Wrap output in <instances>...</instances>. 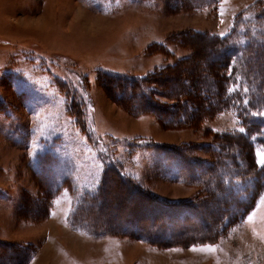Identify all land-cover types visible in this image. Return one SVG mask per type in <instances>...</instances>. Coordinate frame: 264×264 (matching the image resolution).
Here are the masks:
<instances>
[{
    "label": "rangeland",
    "instance_id": "rangeland-1",
    "mask_svg": "<svg viewBox=\"0 0 264 264\" xmlns=\"http://www.w3.org/2000/svg\"><path fill=\"white\" fill-rule=\"evenodd\" d=\"M262 7L264 0H0V262L22 258L18 250L31 245L28 264H264V195L250 216L204 246L161 248L124 234L94 238L71 222L113 159L153 197L147 202L196 205L210 222L220 197L190 185L178 157L208 179L217 168L204 174L203 166L221 167L212 161L222 150L216 140L241 132L236 114L221 113L201 127H167L153 113L135 116L120 107L101 76L145 77L185 58L167 71L181 76L194 45L209 49L208 36L226 39L245 12ZM175 80L168 89L181 85ZM155 99L164 111L176 105L171 93ZM73 100L94 128L95 146L67 113ZM41 202L49 204L47 214H37ZM122 206L128 211L117 200L107 203L101 222L133 229L128 212L141 210L134 200ZM164 219L163 230L151 232L158 239L173 229L175 219Z\"/></svg>",
    "mask_w": 264,
    "mask_h": 264
},
{
    "label": "trees",
    "instance_id": "trees-1",
    "mask_svg": "<svg viewBox=\"0 0 264 264\" xmlns=\"http://www.w3.org/2000/svg\"><path fill=\"white\" fill-rule=\"evenodd\" d=\"M194 8L200 7L196 4ZM246 13L247 19L237 20L234 32L226 39L220 40L208 36V40L204 43L211 47L207 50L194 45L195 54L185 65L187 67L181 76L169 74L167 71L183 63L185 58L145 77L130 78L107 74L101 76L106 91L110 95H115L113 99L120 107L128 109L135 116L153 113L167 127H201L204 122L221 113L236 114L245 131L229 132L219 136L216 143L221 140L219 148L222 150L218 149L213 153L212 161L221 164V167H214L211 164L201 166L206 171L204 174L210 172V169L217 168L210 172L208 179L198 178L195 173L197 167L192 166L193 168L190 169L191 162H185L176 155L183 167L181 169L186 174L184 179L187 178L190 185L203 187L202 189L209 191L207 195L210 198L220 197L219 202L215 201L220 206L217 205L215 215L211 214L213 217L210 222L200 217L196 205L185 203L170 207L160 201H154L153 204L147 202L148 197H153L133 179L128 178L121 166L113 159L111 166L105 165L107 171L103 174L97 193L73 212L71 222L74 229L83 230L94 238L119 237L120 234H124L129 238L161 248L192 243L204 246L218 240L221 234L245 220L256 210L264 195V169L259 166L258 157L255 155L256 148L264 150V135L260 134L264 131V116L252 115V113L264 111V7L258 10L250 9ZM241 40L245 43H241ZM200 49L205 50V53H200ZM207 60L210 63H207ZM191 61L193 63H190ZM175 79L181 81V85L168 89V85H175ZM157 86L165 90H159ZM244 89H247V92ZM62 91L64 92L63 88ZM70 93L69 89L65 92L67 99L71 97ZM167 93H171L176 105H169L168 110L164 111L160 107L166 104L155 98L167 96ZM245 100L247 103H244ZM67 113L76 120V126L86 136L87 141L95 146L94 128H90L81 120L83 110L76 105L75 100L68 105ZM251 136H255L256 139L253 141L250 139ZM222 152L226 155L222 156ZM111 176L119 179H114L109 184L107 179ZM111 193H115V196L107 201ZM134 196L137 198H133ZM97 199L100 200L99 207L90 204ZM113 200H117L118 205L121 204L120 210L127 211L128 209L122 206L124 200L131 202L134 200L137 203L141 211L136 212L134 208L128 212L132 218L136 217L133 229L126 231L114 227L113 229L109 227L112 222H109V225L105 219L103 221L106 222H101L99 214L106 210L105 205L108 203L109 207V202ZM201 202L208 205V199H203ZM41 204V210L35 209L38 211L37 214L42 215L41 212L45 211L47 214L49 204L46 205L45 202ZM146 210L148 220L146 215L143 217V212ZM167 215L170 219H175L174 217L177 219L170 225L173 227L170 237L158 239L156 233L151 232L155 229L160 230L167 223L164 219ZM20 249L18 254L23 255L22 258L17 259L13 254L11 258L17 260L11 261L10 256H5V263L1 261L0 264H28L33 258L32 246Z\"/></svg>",
    "mask_w": 264,
    "mask_h": 264
},
{
    "label": "snow or ice",
    "instance_id": "snow-or-ice-1",
    "mask_svg": "<svg viewBox=\"0 0 264 264\" xmlns=\"http://www.w3.org/2000/svg\"><path fill=\"white\" fill-rule=\"evenodd\" d=\"M231 91V89H230ZM245 92H247V89H244ZM244 103H247V100L244 101ZM252 115H260V116H264V111H258L257 113H252ZM240 131L241 132H244L245 129L243 127L240 128ZM261 135H264V131H262L260 133ZM250 139H252L253 141L256 139L255 136H251ZM255 155L256 156H259V161H258V164L259 166L264 169V152H261L260 148H256L255 149ZM246 190V189H245ZM264 202V201H262Z\"/></svg>",
    "mask_w": 264,
    "mask_h": 264
},
{
    "label": "bare ground",
    "instance_id": "bare-ground-1",
    "mask_svg": "<svg viewBox=\"0 0 264 264\" xmlns=\"http://www.w3.org/2000/svg\"><path fill=\"white\" fill-rule=\"evenodd\" d=\"M123 206H125V204L123 205ZM139 210H141V209H139ZM136 212H138V211H136ZM153 212V211H152ZM150 213V212H149ZM152 214H154V212L152 213ZM137 215V214H136ZM135 216V215H134ZM147 216V215H146ZM152 216V215H151ZM154 216V215H153ZM156 216V215H155ZM141 216H139V218H140ZM143 217H145V215H143ZM136 218V217H135ZM142 218V217H141ZM151 218V217H150ZM153 218V217H152ZM138 219V218H137ZM147 219H148V216H147ZM156 219V218H155ZM140 220V219H139ZM143 220V219H142Z\"/></svg>",
    "mask_w": 264,
    "mask_h": 264
}]
</instances>
